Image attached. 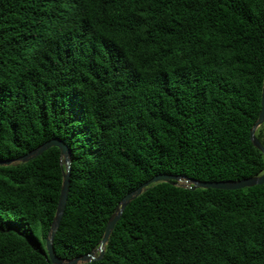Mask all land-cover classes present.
Instances as JSON below:
<instances>
[{"label": "trees", "instance_id": "trees-1", "mask_svg": "<svg viewBox=\"0 0 264 264\" xmlns=\"http://www.w3.org/2000/svg\"><path fill=\"white\" fill-rule=\"evenodd\" d=\"M263 86L264 0H0V161L68 145L64 260L97 249L158 174H264ZM64 168L56 146L0 165V264H52ZM84 264H264V184H151Z\"/></svg>", "mask_w": 264, "mask_h": 264}, {"label": "water", "instance_id": "water-1", "mask_svg": "<svg viewBox=\"0 0 264 264\" xmlns=\"http://www.w3.org/2000/svg\"><path fill=\"white\" fill-rule=\"evenodd\" d=\"M262 108L259 115V119L254 124L252 130H251V141L253 144L264 153V145L259 140L257 136V130L258 128L264 123V86H263V92H262ZM59 147L61 150V156H62V162L66 165V169L64 168V179H63V185L61 190V196L58 204L57 214L56 218L52 224L49 237L47 238L46 242V248H47V256L49 260L52 262V264H84L92 261H98L102 260L105 255V247L109 241V238L117 225L118 221L120 220L124 210L126 207L130 204L131 201H133L135 198L140 196L144 190L149 187L151 184L157 183V182H180L181 180H185L187 182L186 187H190L192 190L196 188H215V189H223V190H236V189H242L245 187H252L255 185H261L264 184V174L249 178H244L241 180H223V181H197L192 179H186L181 177L180 175H171V174H158L148 180L147 182L140 185L136 190L132 191L131 193L127 194L123 197L120 204L117 207L116 212L114 215L110 218L106 225L105 233L103 236V239L101 240L100 246L97 249L92 250L90 253H87L82 256H78L75 259L72 260H64L59 258L54 250V240L56 236V232L60 226L61 220L63 218L66 206H67V200H68V194H69V188H70V171H71V151L68 147V145L60 138H53L43 145L37 147L36 149L32 150L28 154L18 158L17 160H5L0 161V165H11L15 161H21L26 162L29 161L32 158H35L36 156L43 153L45 150H47L50 147Z\"/></svg>", "mask_w": 264, "mask_h": 264}, {"label": "rangeland", "instance_id": "rangeland-1", "mask_svg": "<svg viewBox=\"0 0 264 264\" xmlns=\"http://www.w3.org/2000/svg\"><path fill=\"white\" fill-rule=\"evenodd\" d=\"M180 183L185 186L187 185V182L185 180H181Z\"/></svg>", "mask_w": 264, "mask_h": 264}]
</instances>
